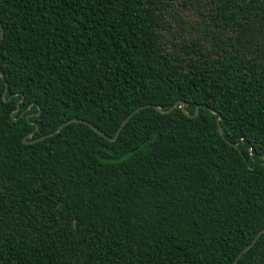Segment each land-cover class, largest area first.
<instances>
[{
    "label": "trees",
    "instance_id": "1",
    "mask_svg": "<svg viewBox=\"0 0 264 264\" xmlns=\"http://www.w3.org/2000/svg\"><path fill=\"white\" fill-rule=\"evenodd\" d=\"M0 27V264H232L264 227V0H0Z\"/></svg>",
    "mask_w": 264,
    "mask_h": 264
},
{
    "label": "water",
    "instance_id": "2",
    "mask_svg": "<svg viewBox=\"0 0 264 264\" xmlns=\"http://www.w3.org/2000/svg\"><path fill=\"white\" fill-rule=\"evenodd\" d=\"M1 28V27H0ZM1 36H2V33H1V31H0V38H1ZM0 78H2V74L0 73ZM5 89V88H4ZM144 106H146V105H140V106H137V107H135L134 109H132L122 120H121V122L119 123V125L117 126V128H116V130H115V132L113 133V135L111 136V137H107V136H105V135H103L102 133H100L93 125H91L90 123H88V122H86V121H83V120H80V119H77V118H69V119H67V120H65V121H63V122H61V123H59L52 131H50V132H48V133H46V134H43V135H40V136H37V137H35V138H33V139H29V140H25V138L26 137H29V136H31L32 135V133L35 131V127H34V129L32 130V131H30V132H28L25 136H23L22 138H21V142L23 143V144H29V143H33V142H35V141H38V140H40V139H42V138H45V137H48V136H51V135H53V134H55L61 127H63L64 125H66V124H68V123H70V122H82V123H84V124H86L92 131H94L95 133H97L98 135H100V136H102V137H104V138H107L108 140H113L114 138H115V136L117 135V133H118V131H119V129H120V127L126 122V120L134 113V112H136L137 110H139L140 108H142V107H144ZM148 106H150V107H152V108H154L155 110H157V111H159V112H168V111H170L172 108H174V107H178L180 110H181V112L183 113V114H185L186 116H192V115H194L195 114V112H196V109H197V107H194V109H193V113L192 114H188V113H186V111L183 109V106H184V104H183V102L182 101H175L172 105H170L168 108H166V109H160V108H158V107H156L155 105H148ZM209 111H210V113H212V114H215V111L214 110H211V109H209V108H207ZM218 119H219V116L217 115L216 116V118H215V122L217 123V121H218ZM217 133H218V135L222 138V133H221V130H220V128H219V126L217 125ZM229 145H231V146H233L232 144H230V143H228ZM264 232V227H262V228H260L259 230H257L255 233H254V235L251 237V239L249 240V242L247 243V244H245L241 249H240V251L235 255V257H234V259H233V261H232V264H235V262H236V260H237V258L240 256V254L242 253V252H244L246 249H248L254 242H255V240L257 239V237L261 234V233H263Z\"/></svg>",
    "mask_w": 264,
    "mask_h": 264
},
{
    "label": "rangeland",
    "instance_id": "3",
    "mask_svg": "<svg viewBox=\"0 0 264 264\" xmlns=\"http://www.w3.org/2000/svg\"><path fill=\"white\" fill-rule=\"evenodd\" d=\"M180 15H181L182 17H184V18H185L186 15H188L189 18H193V16H192L191 14H189L188 11H186V12H180ZM188 17H187V18H188Z\"/></svg>",
    "mask_w": 264,
    "mask_h": 264
}]
</instances>
